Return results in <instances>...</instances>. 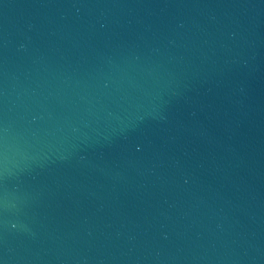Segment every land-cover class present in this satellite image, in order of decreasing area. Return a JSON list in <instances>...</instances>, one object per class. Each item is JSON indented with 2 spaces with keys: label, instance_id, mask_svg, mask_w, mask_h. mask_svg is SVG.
<instances>
[{
  "label": "water",
  "instance_id": "1",
  "mask_svg": "<svg viewBox=\"0 0 264 264\" xmlns=\"http://www.w3.org/2000/svg\"><path fill=\"white\" fill-rule=\"evenodd\" d=\"M0 264H264V0H0Z\"/></svg>",
  "mask_w": 264,
  "mask_h": 264
}]
</instances>
